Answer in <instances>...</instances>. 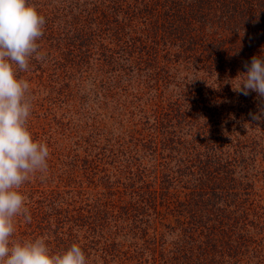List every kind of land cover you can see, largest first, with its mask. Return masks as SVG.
Masks as SVG:
<instances>
[{
    "label": "rangeland",
    "instance_id": "374dc122",
    "mask_svg": "<svg viewBox=\"0 0 264 264\" xmlns=\"http://www.w3.org/2000/svg\"><path fill=\"white\" fill-rule=\"evenodd\" d=\"M28 2L45 17L43 36L37 41L44 59H31L29 70L18 75L30 85L28 131L34 140L47 144L50 155L47 173L31 175L18 190L26 198L31 220L15 217L12 239L33 241L43 228L41 238L49 240L35 208L64 220L84 200L94 211L107 208L110 225L103 224L102 238H92L97 245L90 248L91 241L76 232L75 224L65 221L55 230L59 253L75 243L88 264H181L179 259L187 250L194 251L187 255L194 259L188 264H212L201 252L211 237L210 226L216 225L211 220L214 211L204 209L196 185L209 191L207 199L219 211L226 202L231 210L238 208L235 205L247 195L243 184L252 185L247 189L252 206L247 216L242 214L244 220L229 213L217 226L236 220L237 227H254L261 217L259 206L264 209V99L238 94L232 88L242 79L234 80L243 73L241 66L257 56L251 51L253 41L246 38L242 43L241 29L236 37L224 31L222 62L211 64L205 58L211 56L207 48L188 59L179 56L180 46L161 53L152 40V51L158 54L137 70L129 65L130 55L122 52L118 41L134 38L145 44L144 30L149 29L145 24L135 32L127 28L115 36H102L103 42L90 38L92 46L83 42L77 46L74 25L78 20H93L91 0ZM261 39L258 49H264ZM187 49L194 53L193 47ZM234 49L242 50L238 66L233 64ZM252 114L261 119L253 120ZM221 142H228L224 148L239 156L231 155L236 163L229 159V167L218 171L220 187L222 176L230 170L227 183L223 182L229 190L220 188L224 196L217 194V181L208 186L202 183L197 168L205 152ZM252 150L251 164L248 153ZM142 185H147L144 195L139 189ZM162 198L172 203L163 204ZM128 203L136 204L135 211L127 209ZM217 216L221 218V213ZM218 231L220 237L233 229ZM199 247L201 252L196 250ZM260 250L257 256L264 257V248Z\"/></svg>",
    "mask_w": 264,
    "mask_h": 264
},
{
    "label": "trees",
    "instance_id": "16d2710c",
    "mask_svg": "<svg viewBox=\"0 0 264 264\" xmlns=\"http://www.w3.org/2000/svg\"><path fill=\"white\" fill-rule=\"evenodd\" d=\"M91 2L94 6L92 9V13L94 14L93 20H78L74 25V27L77 28V30H75L76 34H74L78 40L77 46H79L81 42H83L85 46L89 44L92 46L94 41L103 42V40H100L102 36L104 39L108 34L115 36L119 33H123L124 29L127 28L135 32L140 29V26L145 24L149 28L148 30H144L147 32L145 44L144 42L138 44L137 40L134 38L127 41H118V47L123 50L122 52L130 55L128 59L130 62L129 65L132 64V68L136 67L137 70H140L142 65L146 66L152 62L153 58L158 54L157 51H152L155 48L151 46L152 40L153 42L155 40L162 48L159 49L161 53H171L170 47L177 45L181 47L179 56L188 59L194 57L195 59L197 56L195 53L207 48L206 50L211 51V56H206L205 58H208L211 64L220 62L222 52L225 51L222 50V45L226 43L225 38H227L224 31L228 32L229 30V33H232L234 37L237 36L236 33H239L240 29L244 31L245 36L241 42L243 43L244 40L246 41V38H249L255 45L254 48L251 49L253 54L256 53L257 56H260L258 55L259 52L262 54L261 58H264V49H258L259 38H264V29L261 30L263 23L261 20H264V0H91ZM150 30H153V32L150 33ZM250 36L255 37L253 38ZM90 38L94 39V41L91 42L89 40ZM187 46L193 47L194 53H191V51L187 49ZM226 48L225 46V49ZM234 48L236 47L234 46ZM233 51L231 53H233V57L236 58V61L233 60V64L237 62L236 66H238V58L242 50L238 49L236 51V49H234ZM225 53L230 54V56L232 55L229 52ZM113 55L108 57L110 61H112ZM115 61L116 60H113V62ZM241 67H244V65ZM241 67L240 71L242 72ZM236 69L239 70V68ZM244 71L245 69H243V72ZM226 90H228V88ZM249 95L252 98H258L255 92H250ZM241 101L247 102L251 100L242 99ZM224 143L228 142H221V144L213 148L210 147L208 151L205 152L203 159L197 161L199 165L197 168L200 173L199 178L202 183L208 186L212 181H217V194L219 193L222 196L224 195L221 189L229 190L228 187H230L223 183L227 181L228 172H230V170H226L227 172L224 173V177L222 176L220 187L218 185V171L221 172L223 169L225 170L229 167V159H231L233 164L236 163L233 157H230L231 155L239 157L238 155L229 153V151L224 148ZM253 150L248 153V155L250 154L249 158L251 164L252 153L255 152ZM240 165L239 163L237 167ZM259 165L260 163L257 166ZM252 166L253 165H251V168ZM250 177H252V174ZM250 177L249 175L244 176L246 179ZM243 185L244 191L249 195L247 189L249 186L252 187V185L249 182ZM146 187L147 185H142L139 188L143 195ZM196 187L198 188L196 192L197 196L204 198V201L202 200L203 205H205L204 209H206V211H214L211 218L215 217L211 220L216 224L210 226L209 234L212 238L209 236L210 239L204 243L202 252L200 247L196 250L204 254L205 260L206 258L212 260V264H264V257L260 255L257 256L259 251H261L260 249L264 248V209L261 207L262 205L258 208L261 209L259 214L261 217L258 218L257 223H254V227L251 225V228H248L247 224H240V226L237 227L235 226L237 225L236 220L232 221L234 224L228 221L224 225L217 226V223H223V220H221L222 217H225L229 213L236 214L243 219L242 214L245 216L248 215L250 207L252 206V200L245 195L240 204H234L235 206H239L235 210H231L230 207H227L228 203L226 202V207L224 206V208L219 211L218 206L214 208V206L210 204L209 199H207L210 197H207L209 191L204 186L200 187L198 184ZM139 198L143 199L141 194ZM81 202L82 204H80V206L82 207L77 208L74 214L64 216V220L46 213L43 209L35 208V212L37 211L36 216L41 219V221H39L40 224L42 226L44 224L45 226L46 235L47 238H49V240H45V242L51 253H59L58 232L55 230L58 229V225L63 224L65 221L75 224V227H77L76 232H81V235L85 239L91 241L90 248L91 246L97 245L92 238H102L100 228L103 227V224L110 225L107 219V216H109L107 208H105V211H94L89 205L84 204V200ZM165 202H168V205L172 203L167 200V198H162L161 203L164 204ZM196 203L201 205V201ZM196 203L194 204L196 205ZM127 206V209L130 208L135 211L136 204L128 203ZM201 207L202 206H199L197 212H200ZM186 209L187 212H189V207H187V205ZM216 211L221 213V218L217 216ZM156 215L158 216L159 214L156 212ZM165 215H169V210H167ZM189 219L191 221L190 223H194L190 217ZM232 229V232L219 237L218 230L223 231ZM37 231V236L39 238L45 236L43 228L42 232H40V228ZM82 246L86 247L87 245L82 244ZM183 254L186 255L179 259L181 264H188V262L191 263V261L194 260L192 256L187 257V255H193L194 251L188 253V251L185 250ZM255 255L257 258H255ZM209 264L211 263L209 262Z\"/></svg>",
    "mask_w": 264,
    "mask_h": 264
},
{
    "label": "clouds",
    "instance_id": "9594fccd",
    "mask_svg": "<svg viewBox=\"0 0 264 264\" xmlns=\"http://www.w3.org/2000/svg\"><path fill=\"white\" fill-rule=\"evenodd\" d=\"M45 17L28 0H0V264H88L78 244L62 253L50 252L45 240L12 239L14 218L31 220L26 198L18 190L37 172L48 171L49 148L28 131L32 97L29 82L18 75L29 70L30 60L44 59L37 41L43 36ZM245 62L233 91L264 99V58ZM264 115V109H261ZM259 121L261 115L252 114Z\"/></svg>",
    "mask_w": 264,
    "mask_h": 264
}]
</instances>
